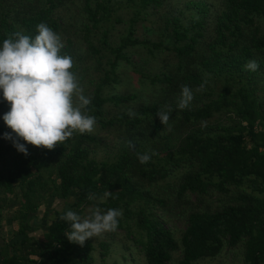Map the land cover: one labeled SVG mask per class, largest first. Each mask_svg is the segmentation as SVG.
Wrapping results in <instances>:
<instances>
[{
	"label": "trees",
	"instance_id": "1",
	"mask_svg": "<svg viewBox=\"0 0 264 264\" xmlns=\"http://www.w3.org/2000/svg\"><path fill=\"white\" fill-rule=\"evenodd\" d=\"M122 1L0 0V46L14 31L34 38L45 22L60 35L61 54L72 57L97 120L93 132H76L54 150L20 140L25 156L4 138L12 133L3 119L10 104L0 90L2 204L13 193L21 205L14 236L0 239V264H120L97 262L93 238L69 242L60 219L67 210L82 216L96 204L88 195L106 191L112 195L99 206L122 210L117 229L148 264H204L227 247L240 251L242 264H264V0H126L132 12L113 40ZM249 60L257 71L245 70ZM122 61L152 87L106 92ZM181 85L194 94L182 111ZM165 106L173 110L166 126L156 115ZM101 148L107 153L100 158ZM136 152L156 155L141 164ZM50 196L65 204L40 217ZM46 219L42 234L30 232ZM110 236L99 238L101 256Z\"/></svg>",
	"mask_w": 264,
	"mask_h": 264
},
{
	"label": "clouds",
	"instance_id": "2",
	"mask_svg": "<svg viewBox=\"0 0 264 264\" xmlns=\"http://www.w3.org/2000/svg\"><path fill=\"white\" fill-rule=\"evenodd\" d=\"M36 31L34 38L22 31H14L0 46V90L10 104V110L3 119L15 133L14 137L6 132L4 138L12 140L14 147L25 156L29 154L28 149L20 140L38 148L54 150L76 132H93L97 123L96 118L89 114L91 100L83 94L79 77L71 70L72 57L61 54L64 44L60 35L45 22L39 23ZM244 67L255 72L259 64L249 60ZM193 99L192 89L181 85L177 109H188ZM172 112L165 106L158 109L156 115L166 126ZM129 115L134 116L135 113L130 111ZM130 146L134 148L131 142ZM153 155L156 153L136 152L141 164L149 163ZM111 195L110 191L99 197L90 193L88 200L96 201V204L88 209L86 216L73 210H67L60 216L69 225V230L64 233L69 242L82 246L90 238L117 230L122 210H103L99 206Z\"/></svg>",
	"mask_w": 264,
	"mask_h": 264
},
{
	"label": "rangeland",
	"instance_id": "3",
	"mask_svg": "<svg viewBox=\"0 0 264 264\" xmlns=\"http://www.w3.org/2000/svg\"><path fill=\"white\" fill-rule=\"evenodd\" d=\"M176 1V0H174ZM180 2V4L184 3L185 0H177ZM123 4L117 8L118 14L124 18L122 21H117L115 23V26L111 27V37L113 40H115V37L118 36L120 32H123L125 29V26L127 25V21L129 19V16L132 12V6L126 2V0L122 1ZM147 24L151 25L149 21H147ZM103 27H97L94 28L91 32L92 38L98 39ZM142 29V28H141ZM145 29V28H144ZM142 29V31H144ZM134 58L136 60H139V55H134ZM161 62V61H160ZM159 61L155 63V65L160 64ZM117 73L119 76V80L113 82L110 87H107L105 90L106 92L109 91H124L127 89L137 91L140 88H144V90H149L152 87V84L149 80L143 82L140 80L139 75L134 72L131 65H127L125 61L121 62V65L117 69ZM96 74H99V70H96ZM93 76L95 78V75L93 73ZM96 79V78H95ZM87 87H94V82H88ZM112 136L104 135V138L112 143L113 139H111ZM107 151L104 148H101V150L98 153V156L101 158L105 156ZM55 171V167L53 165L47 166L44 168V172L49 176L51 172ZM53 176V174L51 175ZM72 194V193H71ZM4 194L0 193V204L2 205L0 208V239L1 240H9L12 236V231L16 228L15 224H18V220H16L15 224L12 225V218L14 215L21 214V205H20V199L15 194H10L8 197V202L2 204V198ZM50 201H47L39 209L36 211L37 214L41 217L44 215V212L48 208H56V209H62L63 205L65 204L64 198H55L50 196ZM90 207L85 208V212L82 216L88 215V209ZM55 214L51 213V216L53 217ZM49 219L43 220L41 223H38L34 225V228L31 229V233L40 235L42 234L43 230L46 227V223ZM170 224L176 225L177 229L179 230L181 227H185V222L183 220L179 219H170ZM174 222V223H173ZM111 235L109 238L111 240L108 252L101 256V250L103 249L100 245V239L99 238H105V236ZM95 245H96V259L97 262L100 261H106L108 263H112L115 261H118L120 264H136V262H143L144 264H148L144 254L139 250L138 246L134 243V240L131 236H127L125 231L123 229H117L115 233L110 234L109 232L102 234L99 237L93 238ZM180 253H177L176 256H179ZM204 264H242L243 259L242 255L239 250L237 249H230L229 247L225 248L220 254L213 258H207L203 260Z\"/></svg>",
	"mask_w": 264,
	"mask_h": 264
}]
</instances>
